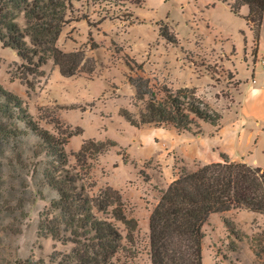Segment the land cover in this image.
Returning <instances> with one entry per match:
<instances>
[{"label": "rangeland", "instance_id": "1", "mask_svg": "<svg viewBox=\"0 0 264 264\" xmlns=\"http://www.w3.org/2000/svg\"><path fill=\"white\" fill-rule=\"evenodd\" d=\"M232 2L127 1L119 10L110 2L75 3L56 45L65 52H84L88 60L74 75L63 76L49 57L37 75L27 77L29 84L21 79L23 60L0 41V84L20 97L37 125L60 138L81 130L61 145L60 162L19 113L0 111V264L29 255L51 264L54 250L70 249V243L63 245L39 228L47 213L59 217L52 204L58 192L49 178L59 184L72 180L69 187H83L89 196L106 185L118 189L126 216L137 221L129 242L124 224L112 220L128 249L119 257L127 264H150L152 208L181 169L201 164L183 156L215 143L242 153L233 160L264 168V15L257 47L243 17L247 6L235 14L228 6ZM16 19L24 26L21 14ZM129 74L173 89L194 88L209 110L222 115L220 126L198 120L201 132L195 133L129 124L119 113L121 108L138 112ZM219 127L220 135L212 137ZM89 138L116 145L78 162L75 153ZM202 231V264H264V214L243 208L211 213Z\"/></svg>", "mask_w": 264, "mask_h": 264}, {"label": "trees", "instance_id": "2", "mask_svg": "<svg viewBox=\"0 0 264 264\" xmlns=\"http://www.w3.org/2000/svg\"><path fill=\"white\" fill-rule=\"evenodd\" d=\"M140 5L142 0H0V41L3 47L15 50L23 60L21 79L29 84L28 76L39 73L40 67L51 57L63 76L75 74L83 60H88L84 52H65L57 47L56 41L62 27L69 21L74 4H112L119 10L125 2ZM248 12L243 17L254 31V41L258 47L259 31L264 15V0H233L230 10L239 14L242 6ZM21 14L24 26L17 21ZM82 15V14H81ZM81 17V16H78ZM161 35L170 41L164 33ZM173 39V38H172ZM174 40V39H173ZM129 70L130 64L126 63ZM133 86L138 108L137 114L127 108L120 109V115L131 125L140 128L154 125L172 127L177 132H195L198 120L220 126L221 114L207 108L197 96L194 88L173 89L165 84H152L144 76L128 75ZM0 111L19 113V119L37 134L48 148L47 152L61 162L64 159L62 144L67 138L79 134L64 132L66 138L55 137L47 129L39 127L27 113L19 96L0 84ZM197 127V130L193 129ZM62 135V134H61ZM116 145L111 139L83 141L75 153L78 162L86 163ZM221 160L197 165L196 168L181 169L179 174L161 191L157 203L152 208L149 219L150 264H202V226L211 213L243 208L264 214V168L243 161L230 159L225 153ZM124 160V158H123ZM125 162V160H124ZM82 165V164H81ZM66 181V180H65ZM59 184L49 178L57 190L58 199L53 207L59 217L48 213L40 221L39 228L44 235H50L63 245L70 243L68 251L54 250L51 264H127L121 261L120 253L128 250L122 244V234L112 220L121 221L126 228V238L134 241L137 221L127 217L121 193L111 185L101 188L95 195L78 191L72 180ZM101 213L102 216L96 214ZM262 250L256 247V255ZM15 264H47L43 258L32 255L17 259Z\"/></svg>", "mask_w": 264, "mask_h": 264}, {"label": "crops", "instance_id": "3", "mask_svg": "<svg viewBox=\"0 0 264 264\" xmlns=\"http://www.w3.org/2000/svg\"><path fill=\"white\" fill-rule=\"evenodd\" d=\"M211 135L212 137H218L220 135V127L217 131H214V133H212ZM239 136L240 134L238 135V137ZM221 152L225 153L232 160L242 156V153H238L237 150L231 151L225 145H218L214 143L209 147V149L189 154V157H185V156L183 157L186 160H189V158H196L197 161H199L201 164H205L209 162L219 161V154Z\"/></svg>", "mask_w": 264, "mask_h": 264}, {"label": "built area", "instance_id": "4", "mask_svg": "<svg viewBox=\"0 0 264 264\" xmlns=\"http://www.w3.org/2000/svg\"><path fill=\"white\" fill-rule=\"evenodd\" d=\"M260 61H261V62L263 63V65H264V60H263V59H261Z\"/></svg>", "mask_w": 264, "mask_h": 264}]
</instances>
